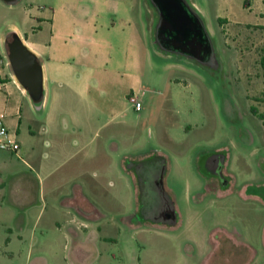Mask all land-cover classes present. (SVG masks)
<instances>
[{"label": "rangeland", "instance_id": "obj_1", "mask_svg": "<svg viewBox=\"0 0 264 264\" xmlns=\"http://www.w3.org/2000/svg\"><path fill=\"white\" fill-rule=\"evenodd\" d=\"M92 1L80 2L91 5ZM189 1L204 22L216 64L160 50L155 42L154 9L146 0H134L130 15L137 20L149 49L143 77L146 92L139 96L143 107L137 112L129 104L124 120L117 121L111 132L106 130L102 136L103 143L112 140L120 145L124 155L132 158L152 150L166 157L163 183L173 198L177 224L153 225L144 222L141 213L138 217L131 215L135 195L133 184L127 181L130 175L113 165L115 171L104 177L91 166L88 196L101 213L100 219L97 216L92 221L93 227H99L102 238L97 246L102 256L95 264H203L208 250L204 238L212 227L207 217L219 206H213L210 197L201 193L205 191L200 183L213 177L205 166L206 161L217 152L228 155V172L236 176L240 185L250 175L260 176L258 163L260 155H264V80L259 62L264 43V0ZM46 2L22 0L10 4L0 0L2 54H6L4 43L11 32H21L24 40L27 33L32 35L31 28H38L40 22L31 18L50 12L48 7L44 9ZM120 2L123 1L100 0L99 3L120 5L122 9L118 13L109 8L106 16L125 17L127 13ZM92 14V9L80 12L82 16ZM26 99L21 131L24 138L31 116L40 127L46 114ZM170 136L179 143L170 141ZM253 150L260 153L252 157ZM121 173L123 177L119 176ZM45 201L48 208L41 215L39 209L19 215L29 225L21 241L10 230L19 217L6 207V185L2 184L0 264L71 263L73 242L55 225L59 222L65 226L66 212L53 210L50 197L46 196ZM241 208L236 206L237 217ZM127 216L132 226L126 222ZM36 223L38 228L34 227ZM34 236L40 238L36 244L30 242ZM79 257L84 259L86 255L80 253Z\"/></svg>", "mask_w": 264, "mask_h": 264}, {"label": "crops", "instance_id": "obj_2", "mask_svg": "<svg viewBox=\"0 0 264 264\" xmlns=\"http://www.w3.org/2000/svg\"><path fill=\"white\" fill-rule=\"evenodd\" d=\"M80 1L47 0L44 9L48 7L50 12L44 11L43 17L31 18L40 24L38 28H31L32 35L27 33L23 41L43 66L45 94L40 109L46 114L40 127L31 116L26 138L21 132L23 105L26 98L31 99L16 81L7 53L0 52L3 62L0 74L6 81L5 88L0 90V113L6 115V126L22 146L20 156L0 150V175H4L0 176V187L6 185V207L18 217L35 213L38 209L41 215L48 208L46 196L50 197L53 210L65 211L68 218L65 226L59 222L55 225L73 242L70 264H95L102 256L97 249L102 238L99 227H93L92 221L97 216L100 219L101 213L88 196L91 166L104 177L114 172L115 167L130 175L127 181L133 184L135 195L131 215L138 217L143 192L140 178L149 183L150 172L147 168L136 171L134 167L161 159L167 169V159L156 150L132 158L124 155L120 145L112 140L103 143L106 130L111 132L117 121L124 120L131 105L129 96L146 92L143 77L149 49L137 20L130 15V4L134 0L120 2L127 13L125 17L106 16L109 8L118 13L122 9L118 4L101 5L100 0H93L91 5H83ZM88 9L93 10L92 15H80ZM19 34L24 37L21 32ZM170 141L179 143L171 136ZM256 152L260 153L253 150L251 156ZM214 155L221 157L219 170L222 177L212 172L210 180L200 183L201 186L204 184L205 191L201 193L210 197L213 206L219 205L207 217L212 221V227L204 238L209 251L202 263L264 264V155H260L258 163L260 176L250 175L241 185L236 176L228 172L229 156L221 152ZM205 166L209 168V159ZM119 176L123 177V173ZM163 191L177 215L173 198L166 192L164 183ZM240 205L241 214L237 217L235 209ZM20 217L10 230L24 241L29 225ZM126 218L132 226L129 216ZM143 221L164 226L177 224ZM36 225L34 227L38 228ZM39 239L34 236L30 242L36 244ZM239 247L241 249L237 250ZM217 252L220 254L216 257ZM80 253L86 258H80ZM37 264L49 263L38 261Z\"/></svg>", "mask_w": 264, "mask_h": 264}, {"label": "water", "instance_id": "obj_3", "mask_svg": "<svg viewBox=\"0 0 264 264\" xmlns=\"http://www.w3.org/2000/svg\"><path fill=\"white\" fill-rule=\"evenodd\" d=\"M13 4L14 0H5ZM159 19L155 42L160 50L208 64L215 59L214 48L202 18L186 0H154ZM12 73L35 106L44 102V72L38 56L24 43L17 32L6 48ZM213 61V60H212ZM163 188V183H162ZM164 223L175 225V210Z\"/></svg>", "mask_w": 264, "mask_h": 264}, {"label": "flooded vegetation", "instance_id": "obj_4", "mask_svg": "<svg viewBox=\"0 0 264 264\" xmlns=\"http://www.w3.org/2000/svg\"><path fill=\"white\" fill-rule=\"evenodd\" d=\"M146 1L154 9L155 17L158 21L159 16L154 5V0ZM186 1L190 3L189 0ZM13 32H11L5 39V50L13 41ZM212 60L208 62V64H216V61L214 62V59ZM220 163L221 157L213 155L209 158L208 169L217 174V176L222 177L219 170ZM134 168L136 171L147 168L150 172L149 183H145L143 179L140 178V186L143 191L141 196V215H144V220H162L169 218L173 212V205L170 198L164 193L162 188V178L166 172L164 162L160 159L156 162L149 163L148 165L135 166Z\"/></svg>", "mask_w": 264, "mask_h": 264}, {"label": "built area", "instance_id": "obj_5", "mask_svg": "<svg viewBox=\"0 0 264 264\" xmlns=\"http://www.w3.org/2000/svg\"><path fill=\"white\" fill-rule=\"evenodd\" d=\"M3 62L0 60V64ZM6 81L0 74V90L5 88ZM129 102L134 107L136 111H140L142 104L139 100L138 93H133L129 96ZM6 115L0 113V150L7 151L15 155H22V146L17 141L16 135L10 133L8 127L5 124Z\"/></svg>", "mask_w": 264, "mask_h": 264}, {"label": "trees", "instance_id": "obj_6", "mask_svg": "<svg viewBox=\"0 0 264 264\" xmlns=\"http://www.w3.org/2000/svg\"><path fill=\"white\" fill-rule=\"evenodd\" d=\"M260 68H261V72H262V78L264 80V43L263 46L260 50Z\"/></svg>", "mask_w": 264, "mask_h": 264}]
</instances>
